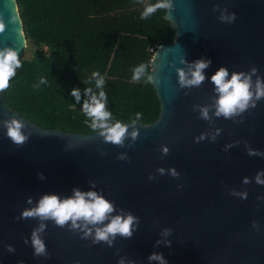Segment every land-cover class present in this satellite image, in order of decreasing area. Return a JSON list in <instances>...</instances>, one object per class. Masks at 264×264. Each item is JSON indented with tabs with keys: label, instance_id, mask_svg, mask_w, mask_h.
<instances>
[{
	"label": "water",
	"instance_id": "95a60500",
	"mask_svg": "<svg viewBox=\"0 0 264 264\" xmlns=\"http://www.w3.org/2000/svg\"><path fill=\"white\" fill-rule=\"evenodd\" d=\"M170 3L166 20L176 41L158 48L149 75L161 114L149 125L127 124L128 133L138 131L136 138L126 134L122 144H113L100 131L42 129L10 109L0 90V264H118L121 258L124 264H159L148 259L153 252L163 253L168 264H264V184L256 182L264 156L249 155L264 152V97L231 117L218 116L211 81L222 65L228 78L234 71L251 75L253 92L257 79L264 80V0ZM0 20V49H19L22 61L28 40L17 0H0ZM199 57L212 60L203 69L205 80L181 85L179 70L188 72ZM13 119L23 125V144L6 134ZM74 187L102 193L114 206L111 216H138L133 235H117L109 246L93 243L71 221L59 226L20 218L42 194L67 197ZM41 224L48 256L33 255L31 235Z\"/></svg>",
	"mask_w": 264,
	"mask_h": 264
},
{
	"label": "trees",
	"instance_id": "16d2710c",
	"mask_svg": "<svg viewBox=\"0 0 264 264\" xmlns=\"http://www.w3.org/2000/svg\"><path fill=\"white\" fill-rule=\"evenodd\" d=\"M28 42L35 52L2 90L5 104L42 129L93 134L71 89L95 88L93 71L105 78L106 108L129 124L156 122L161 103L152 82L131 79L132 69L151 62L162 45L176 41L166 9L141 19L157 0H17ZM47 77L40 83L41 77ZM87 81V84L84 82ZM141 113L140 119L135 114Z\"/></svg>",
	"mask_w": 264,
	"mask_h": 264
},
{
	"label": "clouds",
	"instance_id": "9594fccd",
	"mask_svg": "<svg viewBox=\"0 0 264 264\" xmlns=\"http://www.w3.org/2000/svg\"><path fill=\"white\" fill-rule=\"evenodd\" d=\"M171 7L170 0H157L156 3H152L144 7L140 13L141 19H147L148 16L157 11V9H167ZM235 14L229 19H234ZM15 19V17L13 18ZM224 19V17H222ZM5 25L0 20V31H3ZM19 49L17 48H4L0 49V90L8 87L9 81L16 76L17 69L21 68V59L18 58ZM211 58H197L192 62V67L188 72L179 70V81L184 86H198L201 84L206 76L203 69L211 65ZM148 70L147 64L140 63L132 69L131 79L139 81L145 79L146 82H151L146 77ZM252 72H256L253 68ZM95 78V88L98 91H93V88L88 86L83 89L84 99L81 97V89L73 87L70 95L73 96L77 103L80 104L81 111L84 113L86 119L84 123L89 125L93 131L99 130L104 135L106 142L113 144H122L126 134L133 138L138 136V131L133 130L127 132V124L119 119H116L112 111L106 108L108 104V95L104 88L106 83L104 76L99 71H93L91 74ZM229 70L225 66H220L211 76V81L215 86V91L218 93L216 99V115H223L226 118L231 117L239 112H243L249 106L254 107L256 100L264 97V80L257 79L255 90H252L251 75H247L243 72H232L230 78ZM47 77H41L40 83H45ZM87 84V81H84ZM201 115L207 118V108L201 109ZM141 113L135 114L136 119H140ZM135 120H133V123ZM23 125L13 119L7 122L6 134L16 143L23 144L26 137L22 134L21 129ZM196 142H199L197 139ZM165 154L168 149H163ZM249 155H261L264 156V152L259 150H250ZM121 159L124 157L121 156ZM162 171V170H161ZM172 174L178 176L179 172L172 169ZM40 179H46L44 173L37 174ZM151 175L149 179H151ZM247 182V181H245ZM256 182L264 184V170L257 173ZM242 198H246V194H241ZM30 202V200H29ZM114 211L113 204L96 191H82L79 188L74 187L72 195L67 197H60L56 193H44L41 195L38 203L35 207L25 209L21 212L20 218H39L40 220H53L56 225L63 226L66 222L71 221L73 228H83L84 236L92 237L93 243H99L105 241L109 246L113 244V241L117 235L122 237H131L134 229L139 226L140 218L132 213L126 216L115 215L111 216ZM111 217V218H110ZM108 220L107 224L103 222ZM77 221H81L78 224ZM88 225L94 226L89 228ZM99 225V226H97ZM45 225L41 224L38 229L33 230L31 235V244L33 247L34 256H48L46 250V244L41 238L39 233L43 231ZM28 243V239L24 241ZM157 244L159 241L156 242ZM171 244V241H167V246ZM8 251H15L12 245H7ZM149 261H158L159 264H168L166 257L163 253L153 252L148 256ZM20 264H23L21 261ZM77 264L79 262L77 261ZM118 264H124L123 258L118 261Z\"/></svg>",
	"mask_w": 264,
	"mask_h": 264
},
{
	"label": "rangeland",
	"instance_id": "374dc122",
	"mask_svg": "<svg viewBox=\"0 0 264 264\" xmlns=\"http://www.w3.org/2000/svg\"><path fill=\"white\" fill-rule=\"evenodd\" d=\"M27 46L28 47L25 49V54H24L23 59H31L34 55V52H35V48L30 42H28Z\"/></svg>",
	"mask_w": 264,
	"mask_h": 264
}]
</instances>
